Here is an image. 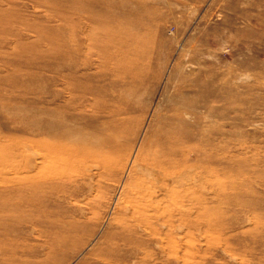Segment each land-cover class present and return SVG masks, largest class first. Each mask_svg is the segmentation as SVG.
<instances>
[{
  "label": "rangeland",
  "instance_id": "374dc122",
  "mask_svg": "<svg viewBox=\"0 0 264 264\" xmlns=\"http://www.w3.org/2000/svg\"><path fill=\"white\" fill-rule=\"evenodd\" d=\"M95 1L0 0V264H87L118 225L140 148L186 135L178 147L210 154L209 169L191 153L180 166L204 165L193 227L153 237L135 264H264V0ZM75 84L104 90L84 96L72 139L114 142L98 151L112 169L98 184L78 161L34 212L16 208V173L33 157L19 132L33 135L37 102L68 101ZM29 215L47 222L18 223Z\"/></svg>",
  "mask_w": 264,
  "mask_h": 264
},
{
  "label": "bare ground",
  "instance_id": "6f19581e",
  "mask_svg": "<svg viewBox=\"0 0 264 264\" xmlns=\"http://www.w3.org/2000/svg\"><path fill=\"white\" fill-rule=\"evenodd\" d=\"M99 1L96 0L95 3ZM107 14L108 18H103V20H112V22L116 20L117 16L108 12ZM109 32L111 30L107 35L109 44H115L118 39L114 37L113 32ZM124 34L128 33L123 31ZM88 39L91 40V38ZM97 40H94L93 49H99L100 41ZM68 52L72 58L75 49H69ZM108 57L102 56L101 61L105 60L104 69L105 64L112 63V59L109 58V61ZM126 63H129V60ZM137 74L139 75L138 72ZM96 88L100 90L95 94L93 88L92 91L90 87L80 86V84L72 85L68 101L59 102L57 99L59 95L55 93L53 97H48L46 109L41 106L42 101L37 102L33 135H29L23 130L19 132V147L22 151H25V148L31 149L33 157L31 160L23 159L16 173L15 183L18 186L17 193L19 194L16 208L25 207L26 210L34 212L39 199L52 196L53 190L60 189L58 184H61L60 182L64 184L69 179L70 172H73V166L78 161H83L84 166L90 165L97 170L98 184L103 177L102 174L112 169L114 163L112 155L99 152L105 147L115 149L114 142L107 141L91 147L77 144L72 139L76 133L72 130L71 125L82 120L79 109L84 96L97 95L104 90L97 86ZM189 139L188 135L169 136L165 141H159L156 137L151 144L140 148L132 162V171L128 176L129 180L133 182L123 190L122 204L119 203L116 208V219L119 217L118 225L116 224L115 229L103 236L101 246L96 249L92 258L86 262L87 264H129L131 261L132 264H135L138 258L142 260L148 255L147 246L154 241L153 237L156 236L159 242H163L167 236L166 230L177 227L184 220L187 221L190 228L193 227L197 170L204 165L192 163L188 170L187 168L181 169L180 166L187 162L191 153L195 161L199 158H202L201 161L205 159L208 168L210 154L205 155L196 147L190 149L178 147ZM79 184L77 182L76 185V181L74 182L71 193L78 192ZM184 206H186L185 214ZM25 219L19 220L18 223L30 222L42 226L43 222H47L40 218H38L40 220H36L30 215Z\"/></svg>",
  "mask_w": 264,
  "mask_h": 264
}]
</instances>
